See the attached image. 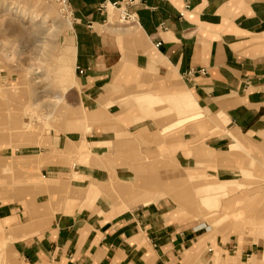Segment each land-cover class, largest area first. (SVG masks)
I'll list each match as a JSON object with an SVG mask.
<instances>
[{
  "label": "rangeland",
  "instance_id": "obj_1",
  "mask_svg": "<svg viewBox=\"0 0 264 264\" xmlns=\"http://www.w3.org/2000/svg\"><path fill=\"white\" fill-rule=\"evenodd\" d=\"M69 30L65 1L0 0V202L60 208L81 194L74 172H91L111 214L151 204L195 236L178 262L264 264V135L228 141L225 125L204 130L209 116L189 93L144 109L155 123L93 125L75 92ZM134 102L121 103L128 115ZM215 134L228 139L212 153L204 137ZM99 135L111 140L93 142ZM0 231V264H25Z\"/></svg>",
  "mask_w": 264,
  "mask_h": 264
},
{
  "label": "crops",
  "instance_id": "obj_2",
  "mask_svg": "<svg viewBox=\"0 0 264 264\" xmlns=\"http://www.w3.org/2000/svg\"><path fill=\"white\" fill-rule=\"evenodd\" d=\"M65 2L75 92L93 125L152 124L140 117L144 109L159 110L160 99L183 101L189 93L195 109L209 116L199 123L204 130L225 125L228 141L264 135V0ZM189 69L204 74L185 78ZM130 98L134 116L121 106ZM133 117L141 119L129 121ZM224 138L205 135L204 146L220 152ZM110 140L99 135L93 142ZM90 173L74 172L81 194L74 191L60 208L0 202L1 228L25 264L186 263L176 258L191 248L190 231L151 204L111 214L102 182Z\"/></svg>",
  "mask_w": 264,
  "mask_h": 264
},
{
  "label": "built area",
  "instance_id": "obj_3",
  "mask_svg": "<svg viewBox=\"0 0 264 264\" xmlns=\"http://www.w3.org/2000/svg\"><path fill=\"white\" fill-rule=\"evenodd\" d=\"M62 1L64 2L65 0H62ZM123 17H124V15H123ZM155 44L158 45V43H155ZM77 72L82 73V70L78 69ZM194 74H204V70H202V69H198V70L189 69L188 71H186L184 73V77L189 78L190 76H192Z\"/></svg>",
  "mask_w": 264,
  "mask_h": 264
},
{
  "label": "bare ground",
  "instance_id": "obj_4",
  "mask_svg": "<svg viewBox=\"0 0 264 264\" xmlns=\"http://www.w3.org/2000/svg\"><path fill=\"white\" fill-rule=\"evenodd\" d=\"M161 183V182H160Z\"/></svg>",
  "mask_w": 264,
  "mask_h": 264
}]
</instances>
